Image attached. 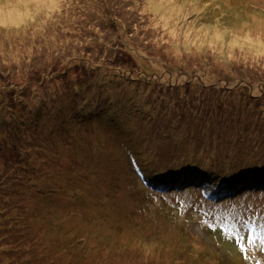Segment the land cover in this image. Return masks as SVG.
Wrapping results in <instances>:
<instances>
[{"label": "rangeland", "instance_id": "374dc122", "mask_svg": "<svg viewBox=\"0 0 264 264\" xmlns=\"http://www.w3.org/2000/svg\"><path fill=\"white\" fill-rule=\"evenodd\" d=\"M115 68L128 80L155 71V83L184 84L195 95L218 88L237 99L245 83L256 93L264 84V0H0V121L13 106L8 93L36 105L12 109L16 125L1 126L0 163L16 149L27 151L17 164L38 165L3 192L17 208L0 213V264H67L80 250L86 264H264V188L245 180L239 194L222 198L213 193L217 177L206 191L168 183L175 164H164L154 136L139 138L125 124L147 126L142 116H156L135 101L142 79L119 82ZM184 70L185 79L168 80V71ZM79 76L103 83L99 93L62 86ZM53 96L64 101L54 106ZM46 104L63 116L52 122ZM207 105L214 108L199 106ZM147 124L155 131L161 122ZM215 138L202 150L218 157L215 175L264 176L263 146ZM37 190L46 195L37 200ZM241 236L251 241L244 250ZM74 238L83 239L79 251L63 245Z\"/></svg>", "mask_w": 264, "mask_h": 264}, {"label": "trees", "instance_id": "16d2710c", "mask_svg": "<svg viewBox=\"0 0 264 264\" xmlns=\"http://www.w3.org/2000/svg\"><path fill=\"white\" fill-rule=\"evenodd\" d=\"M136 66H138V64H136ZM96 68L99 69L98 67ZM99 70L102 71L107 69L103 68ZM115 70L121 72V74L117 75L116 80L125 78V75L129 76L127 71H124L120 68H115ZM187 72L189 71H181V75H179L174 71H168V80H171L170 73H173L175 75L174 77H172L175 79V81L183 80L185 79ZM160 76L162 75L156 73L155 71L147 70H139L133 73L132 79L137 80L141 78V84H143L141 86L142 89H147V91H144V93L141 88H135L137 90L134 89L136 103L140 106L145 103L148 110L152 109L156 116L148 119H145L144 116H142V118L144 119L143 124L147 126L137 125L138 120L132 121L129 119L125 124H127L129 128H131V132L139 138H144L145 135L149 137L155 135L154 138L156 139L155 143L157 142L158 155H165L167 157V161L164 164H175V172H170L166 177V181H168V183L173 182L175 184L177 181H181L182 183L186 182L190 186L194 184L199 188H202V190L206 191L211 184V180L217 177V182L214 183L215 186H212L215 190L213 193L215 194L216 192V194L221 195L222 198L239 194V192L236 191V185L238 184L239 186V183L241 184V182H245V180L246 182L251 183L252 185L250 184V186L252 187L256 188L255 185L257 183L258 186L264 188V176L238 177L231 176L229 174L221 176L215 175V172L213 171H217L218 169L216 167L218 157L215 158L213 155H209L208 152L202 151L203 149H207L209 148V146L214 145L213 142H217L215 134L223 136L227 135L231 138V141L235 142V144H237L239 147L253 144L264 147V84L259 87V90L256 93L250 91L251 88H253V90H256V86H252L248 83L242 84L240 88H244V92H242L241 97L237 96V99H235L232 96L234 94L231 95V93H216L218 91V88H213V90H217L215 91V93H208V95H195L191 94L190 90L187 89L184 84L175 86V84L169 83L167 81L169 83L168 86L167 84H162L161 82L155 83V77L159 78ZM81 77L83 76H79L72 82H69L62 86L68 87L70 85H73L72 89H77L78 91H80V93H95V91H100L96 88V85H102L103 83L96 81L94 85H89ZM147 83H149V86H146ZM164 86L167 87V89H165ZM70 94H73L74 96L78 93ZM7 95L8 98L15 95L13 97V106L12 108L7 107L11 112L7 113L3 117V120L0 121V128L4 122L8 125H16L18 118L16 117L15 112H13L12 109L23 108L26 109L25 111H28L29 109L33 108L36 111V105H31V103L29 102H22L23 97H20L22 93H8ZM25 95L27 94L25 93L24 96ZM73 96L71 98H74ZM198 96H200L201 100L196 98ZM247 97H250L249 101L245 102V99ZM68 99L69 98H65V100ZM218 100H221L224 103L221 104L218 102ZM62 101H64V99H62ZM206 103L213 104L214 108L208 105L199 106ZM67 104H69L70 108L77 113L81 112L83 108H77V101H67ZM40 107L42 106L40 105ZM51 107L52 106L50 104H46L45 107L43 106V109L48 111L54 109L53 107L51 109ZM55 114L52 113L50 118H52V116ZM145 114L146 113H144L143 115ZM36 116L37 114L34 115L32 121ZM58 116L61 117L63 115L59 114ZM220 117L223 119H220ZM162 118L163 120L161 121ZM214 118H216V122L221 124V126L216 128L215 122L212 123ZM154 120H159L161 122V124H157V130L154 129L155 131L148 127L149 125L147 124L149 123L150 126L154 125ZM170 121H172V123L168 125ZM43 123H47L46 120L43 121ZM34 124L37 125L36 122H34ZM135 127L139 129L144 128L147 131L149 130L155 132V134H140L137 132L139 130L134 129ZM183 128L190 130V136L183 137L182 134L180 135L178 133H181ZM208 134L210 135L209 137ZM0 143L3 144L1 139ZM169 143L171 144V146L177 147L176 151L178 152V154H176L175 152H170V148L168 146ZM16 148H19V146H16ZM197 151H201L202 155L195 154L197 153ZM25 152L27 151L13 149L8 159L0 163V213L3 210H9V207L12 204L14 205L11 195L8 194L6 196L3 194V192L12 191L16 186L19 185V178L21 177L20 171L25 170L28 172L30 170V172L35 173L36 169L38 168V165L34 163L33 159L29 160L25 166L17 164V158H23ZM1 159L2 156H0V162ZM30 184L34 185L33 183ZM218 184L225 187H221L218 189ZM38 190H41V188H39ZM38 190L36 192L34 191L32 195L36 197L37 200L46 195ZM21 194V190L16 191V196H21ZM80 196L81 195H77L75 200L76 202L78 199H80ZM15 205L14 208L16 209L17 207H15ZM14 235H17V233L14 232ZM81 241H83V239L74 238L69 242L63 241V245L70 246V251H72L74 249H77V246L82 243ZM77 251H79V249H77ZM79 252L80 254L78 255L77 259L70 260L67 262V264H86V262L84 261L86 257L83 255L81 250ZM51 263L53 264V261ZM104 263L105 262L101 258H93L89 264Z\"/></svg>", "mask_w": 264, "mask_h": 264}, {"label": "bare ground", "instance_id": "6f19581e", "mask_svg": "<svg viewBox=\"0 0 264 264\" xmlns=\"http://www.w3.org/2000/svg\"><path fill=\"white\" fill-rule=\"evenodd\" d=\"M216 55H220V54H216ZM128 79H126V78H120L119 79V82H123L124 84H125V81H127ZM129 81H131V82H133L134 80L131 78V80H128V83H130ZM128 85V84H127ZM62 101V98H58V97H56V96H53L52 97V102H54V106H58L59 105V103ZM218 102L219 103H224L223 101H221V100H218ZM51 109H52V107H51ZM58 110V109H57ZM57 110L56 109H52V111H53V114H55L56 112H57ZM59 114L58 113H56L55 115H53L52 116V121H54L55 119H57V118H59V116H58ZM163 120V118L161 119V121ZM142 131V133H144V134H151V135H154L155 134V132H152V131H147V130H141ZM184 130H182V132H183ZM157 135V134H156ZM155 136V135H154ZM157 154H158V152H157Z\"/></svg>", "mask_w": 264, "mask_h": 264}, {"label": "snow or ice", "instance_id": "6c2138e0", "mask_svg": "<svg viewBox=\"0 0 264 264\" xmlns=\"http://www.w3.org/2000/svg\"><path fill=\"white\" fill-rule=\"evenodd\" d=\"M247 243H251V241H247L244 236H241L240 237V244H241L242 250H244V248H246ZM260 251L264 252V245L261 246Z\"/></svg>", "mask_w": 264, "mask_h": 264}]
</instances>
